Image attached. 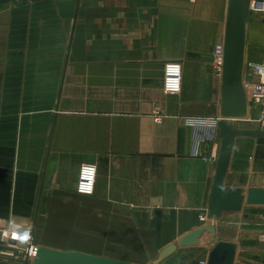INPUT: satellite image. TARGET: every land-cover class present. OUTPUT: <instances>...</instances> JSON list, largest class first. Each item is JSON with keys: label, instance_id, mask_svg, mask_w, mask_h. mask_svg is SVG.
Wrapping results in <instances>:
<instances>
[{"label": "crops", "instance_id": "1", "mask_svg": "<svg viewBox=\"0 0 264 264\" xmlns=\"http://www.w3.org/2000/svg\"><path fill=\"white\" fill-rule=\"evenodd\" d=\"M226 4H0V219L10 231L31 235L37 246L152 264L164 247L211 220L220 138L203 147L207 159L193 156L184 118H219L213 50L223 40ZM169 61L182 66L173 95L162 90ZM84 163L97 170L91 195L76 191ZM224 184L244 195L264 188V137L235 139ZM245 206L214 221L215 238L206 231L160 264H179L184 251L193 253L184 264L206 262L217 241L234 243L233 264H264V212L250 220ZM2 235L0 264H34L20 241Z\"/></svg>", "mask_w": 264, "mask_h": 264}, {"label": "water", "instance_id": "2", "mask_svg": "<svg viewBox=\"0 0 264 264\" xmlns=\"http://www.w3.org/2000/svg\"><path fill=\"white\" fill-rule=\"evenodd\" d=\"M14 0H0V4ZM250 0H227L225 28L223 35V60L221 65V93L218 120L220 147L216 160L215 175L208 202L209 222L201 224L177 241L164 247L152 264H160L164 259L185 249L196 241L204 232L210 231L216 237L215 220L223 212H237L243 204L264 206V188H249L244 191L224 184L232 155L234 141L237 137H264V130L256 128H239L236 121L248 116L247 97L242 82L245 59L247 25L250 15ZM12 241V240H11ZM14 242V241H12ZM193 253L184 251L179 257V264ZM235 245L228 241H217L210 250L206 264H233ZM34 264H129L125 261L80 251H65L37 246Z\"/></svg>", "mask_w": 264, "mask_h": 264}, {"label": "built area", "instance_id": "3", "mask_svg": "<svg viewBox=\"0 0 264 264\" xmlns=\"http://www.w3.org/2000/svg\"><path fill=\"white\" fill-rule=\"evenodd\" d=\"M250 12L264 11V0H250ZM213 60L221 69L223 60V43L218 42L214 46ZM182 66L179 61H169L164 65L162 90L165 94H177L181 89ZM243 86L247 97L248 116L245 119L264 130V61H254L244 59L243 64ZM155 121H160L161 115L156 112ZM218 120L216 116L188 115L184 118L185 124L191 129V154L195 157L207 159L204 155L203 147L219 138ZM96 166L91 163L81 165L78 173L76 191L81 195H91L96 182ZM199 218L202 222L207 220L205 213H201ZM264 221V214L262 216ZM0 229L5 238L14 242L20 241L24 247L25 257L31 260L35 256L37 245L34 244L31 235L24 232L10 231L6 223L0 219ZM9 232V234H7ZM264 243V233L260 236ZM200 264H206L201 261Z\"/></svg>", "mask_w": 264, "mask_h": 264}, {"label": "rangeland", "instance_id": "4", "mask_svg": "<svg viewBox=\"0 0 264 264\" xmlns=\"http://www.w3.org/2000/svg\"><path fill=\"white\" fill-rule=\"evenodd\" d=\"M33 0H16L11 1L12 3H30ZM64 1V0H63ZM9 2V3H11ZM58 2V1H57ZM261 37L264 41V11H252L250 12L247 26V36H246V48H245V58L254 61H264V45H253L252 41ZM155 121V119H154ZM264 212V206H245V213L248 218L254 220V216L258 211ZM23 250L24 247L22 246ZM113 255L118 256V251H113ZM102 256V255H101ZM106 256V255H105ZM108 257V256H106ZM118 259L115 257H110Z\"/></svg>", "mask_w": 264, "mask_h": 264}]
</instances>
